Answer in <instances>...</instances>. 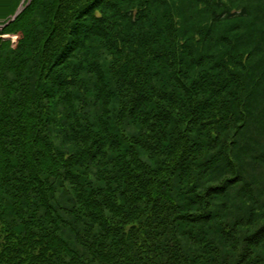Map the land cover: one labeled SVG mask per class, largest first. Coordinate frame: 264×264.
I'll list each match as a JSON object with an SVG mask.
<instances>
[{"label":"trees","instance_id":"obj_1","mask_svg":"<svg viewBox=\"0 0 264 264\" xmlns=\"http://www.w3.org/2000/svg\"><path fill=\"white\" fill-rule=\"evenodd\" d=\"M22 1L0 0V34L19 35L0 38V264H264V152L246 134L264 12L32 0L4 28Z\"/></svg>","mask_w":264,"mask_h":264},{"label":"rangeland","instance_id":"obj_2","mask_svg":"<svg viewBox=\"0 0 264 264\" xmlns=\"http://www.w3.org/2000/svg\"><path fill=\"white\" fill-rule=\"evenodd\" d=\"M146 0H140V5L143 4ZM196 0H169V3L171 6H173L175 9L173 11H170L166 8L160 9L157 8V11L154 15V19L163 17L167 14L173 13L174 11H177L179 7H186V6H191L193 3H195ZM219 0H208L207 2L209 4H218ZM226 2V0H224ZM27 4H26V3ZM30 0H23L20 7L23 5L24 7L29 4ZM227 3V2H226ZM228 7L232 11H240L245 7H250L254 10V17L251 21V24H254L256 20H261V17H259L260 13L264 12V0H251L250 2H236V3H227ZM19 7V8H20ZM203 10H206L205 6H202ZM160 9V10H159ZM148 14L149 11L147 10ZM180 13L181 10H180ZM28 13V17H30ZM146 27H140V28H134L132 29L131 33L132 34H140L141 31L145 30ZM218 37H227V38H233L238 35V32H230V30L226 28H221L218 30L216 33ZM1 36H8V35H1ZM9 37V38H8ZM7 38L10 40L11 45L14 47L19 43V35L16 33H12L8 36ZM264 38V37H263ZM261 39L264 41V39ZM129 47V44H128ZM254 49V47L250 49H244L242 50V54L246 56L245 58H248L249 54L251 51ZM254 61H264V53H258L254 58ZM226 77V76H225ZM70 91H72V85L69 87ZM117 90V89H115ZM259 94V93H258ZM262 95V96H261ZM255 112L253 114V119L250 121L248 129L246 130V134L249 135L253 142L252 144H256V151H259L260 153L264 152V90L262 91V94H259L256 100V106H255ZM259 177L264 178V167L261 169H257L254 171ZM92 173H95V170L92 171ZM71 194H68L65 190L58 191V194L56 195V208L58 211H64V212H69L72 213V209L74 206L73 198L71 200ZM67 220V219H66Z\"/></svg>","mask_w":264,"mask_h":264},{"label":"water","instance_id":"obj_3","mask_svg":"<svg viewBox=\"0 0 264 264\" xmlns=\"http://www.w3.org/2000/svg\"><path fill=\"white\" fill-rule=\"evenodd\" d=\"M31 1H32V0H30L29 4L31 3ZM29 4H28V5H29ZM23 5H24V4H23ZM23 5H22V7L19 8V10L17 11V13H16L15 16L13 17V19H12L9 23H7V24L4 26V28L10 26V25H11V24L17 19V17L23 12V10L25 9V7H24ZM3 38L8 39L7 37H3Z\"/></svg>","mask_w":264,"mask_h":264}]
</instances>
